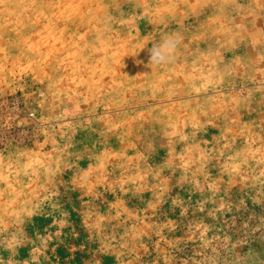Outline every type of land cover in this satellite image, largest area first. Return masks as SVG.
Returning a JSON list of instances; mask_svg holds the SVG:
<instances>
[{"label":"rangeland","instance_id":"374dc122","mask_svg":"<svg viewBox=\"0 0 264 264\" xmlns=\"http://www.w3.org/2000/svg\"><path fill=\"white\" fill-rule=\"evenodd\" d=\"M0 264H264V0H0Z\"/></svg>","mask_w":264,"mask_h":264},{"label":"clouds","instance_id":"9594fccd","mask_svg":"<svg viewBox=\"0 0 264 264\" xmlns=\"http://www.w3.org/2000/svg\"><path fill=\"white\" fill-rule=\"evenodd\" d=\"M181 43L178 35H165L158 43L148 49L149 63L160 66L173 61Z\"/></svg>","mask_w":264,"mask_h":264}]
</instances>
